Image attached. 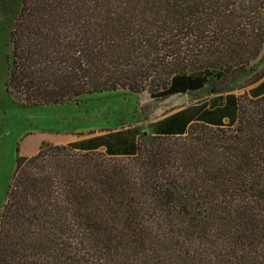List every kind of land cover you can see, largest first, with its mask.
Wrapping results in <instances>:
<instances>
[{"label": "trees", "instance_id": "1", "mask_svg": "<svg viewBox=\"0 0 264 264\" xmlns=\"http://www.w3.org/2000/svg\"><path fill=\"white\" fill-rule=\"evenodd\" d=\"M9 40L23 108L160 101L247 74L264 0H23ZM50 136L16 147L0 264H264V96L238 98L234 127L141 135L131 156Z\"/></svg>", "mask_w": 264, "mask_h": 264}, {"label": "rangeland", "instance_id": "2", "mask_svg": "<svg viewBox=\"0 0 264 264\" xmlns=\"http://www.w3.org/2000/svg\"><path fill=\"white\" fill-rule=\"evenodd\" d=\"M23 0H0V213L15 169L16 147L26 154L41 138L59 134L67 141L100 134L120 127H141L176 110L185 102L212 94L224 95L254 83L264 70V54L251 63L250 71L235 81L212 80L199 92L151 100L147 93L136 96L117 90L83 96L57 106L23 108L7 93L11 58L10 32ZM31 134L30 136H27ZM27 136V137H26Z\"/></svg>", "mask_w": 264, "mask_h": 264}, {"label": "crops", "instance_id": "3", "mask_svg": "<svg viewBox=\"0 0 264 264\" xmlns=\"http://www.w3.org/2000/svg\"><path fill=\"white\" fill-rule=\"evenodd\" d=\"M240 96L263 97L264 75L254 84L234 92L224 95L212 94L209 97L197 98L193 102H185L176 110L161 118L151 120L144 126L107 130L97 135L67 141L64 145H70L75 151L131 156L135 153V145L141 135L178 136L193 123L234 127L237 122V100Z\"/></svg>", "mask_w": 264, "mask_h": 264}]
</instances>
